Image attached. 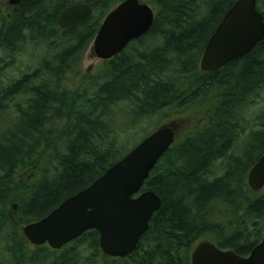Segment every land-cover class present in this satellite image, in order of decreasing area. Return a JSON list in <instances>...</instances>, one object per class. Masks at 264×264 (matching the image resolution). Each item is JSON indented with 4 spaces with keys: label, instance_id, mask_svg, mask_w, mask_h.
<instances>
[{
    "label": "trees",
    "instance_id": "1",
    "mask_svg": "<svg viewBox=\"0 0 264 264\" xmlns=\"http://www.w3.org/2000/svg\"><path fill=\"white\" fill-rule=\"evenodd\" d=\"M123 1L21 0L0 21L1 72L28 46L44 53L35 69L9 86L0 83V264H191L193 247L206 237L246 257L264 236V192L247 185L264 153V106L254 120L246 117L264 92V40L204 73L205 45L237 0H139L156 8L148 33L82 90L67 88L105 16ZM78 3L91 14L61 29L59 13ZM256 7L264 18V0ZM208 97L203 122L176 140L142 188L161 207L132 254L103 255L95 230L57 251L31 250L19 228L45 218L122 159L137 145L128 149L124 136L140 122L164 120Z\"/></svg>",
    "mask_w": 264,
    "mask_h": 264
},
{
    "label": "water",
    "instance_id": "2",
    "mask_svg": "<svg viewBox=\"0 0 264 264\" xmlns=\"http://www.w3.org/2000/svg\"><path fill=\"white\" fill-rule=\"evenodd\" d=\"M21 0H8L15 7ZM91 14V8L78 3L63 9L57 25L68 29ZM154 21V11L139 0H124L111 9L92 42L95 57L109 61L133 41L146 35ZM264 40V18L256 0H237L225 13L208 39L200 70L212 73L250 53ZM177 125L157 128L109 167L90 186L65 199L45 218L22 227L24 238L34 246L47 244L53 250L78 239L87 231L99 234L103 255L123 259L132 254L148 231L153 215L161 207L152 191H142L151 171L175 142ZM253 192L264 190V153L247 175ZM191 264H264V236L250 254L241 257L231 250H220L214 243H198L190 256Z\"/></svg>",
    "mask_w": 264,
    "mask_h": 264
},
{
    "label": "rangeland",
    "instance_id": "3",
    "mask_svg": "<svg viewBox=\"0 0 264 264\" xmlns=\"http://www.w3.org/2000/svg\"><path fill=\"white\" fill-rule=\"evenodd\" d=\"M7 2L8 0H0V21H2L4 16H7L10 12V7L8 6ZM149 6L156 14V8L150 4ZM43 55L44 53L42 50H34L31 46H28L26 49L22 50L21 54L17 56L16 63L13 67L8 68L2 72L0 70V83L4 87L9 86L14 81L20 79L23 73H26L31 69L33 70L38 66V61L42 58ZM5 58L6 56L0 52V69L3 63H5ZM106 62L107 61H102L95 57L92 51V45H90L89 49L83 55V58L81 60L79 74L77 76L69 77L65 86L69 89L77 91L82 90V88L88 84L89 78L95 76L106 66ZM260 96L261 97L258 98V100L257 98H255V102L250 104L249 109L246 111V117L250 120H254L257 116V112L264 106V92L261 93ZM212 100L213 99L211 97L203 99L197 105L190 107V109L185 110L183 113H171L170 116L168 118H165L164 120L160 117L156 118L155 116L153 117V119H148L140 122L137 127L129 132L130 136H124L127 148L131 149L132 146L140 143L143 140V137L146 136V134L150 133L157 127L159 128L169 123H175L177 125L176 140L177 142L182 141L189 134V132L194 129V127L200 125L203 122L202 115L206 116L208 111L211 109ZM193 111L196 113H201L196 115L194 113L192 115ZM63 125H66V122H64ZM247 134L248 131L240 134V137L235 146V151L240 150L244 141L246 140ZM24 176H26V174H24L22 178ZM263 192L264 190H261L258 193ZM14 210H16V208H14ZM202 241H210V238L206 237L202 239ZM31 250H34V248H32Z\"/></svg>",
    "mask_w": 264,
    "mask_h": 264
},
{
    "label": "flooded vegetation",
    "instance_id": "4",
    "mask_svg": "<svg viewBox=\"0 0 264 264\" xmlns=\"http://www.w3.org/2000/svg\"><path fill=\"white\" fill-rule=\"evenodd\" d=\"M24 227V226H23ZM20 229V232H21V235H22V237H24L23 236V233H22V227H20L19 228ZM26 240V239H25ZM26 242L28 243V245H29V247L32 249V248H34V250H36L37 248H39V247H46L48 250H50V251H57V250H53V249H51L47 244H44V245H42V246H34V245H31L27 240H26Z\"/></svg>",
    "mask_w": 264,
    "mask_h": 264
},
{
    "label": "bare ground",
    "instance_id": "5",
    "mask_svg": "<svg viewBox=\"0 0 264 264\" xmlns=\"http://www.w3.org/2000/svg\"><path fill=\"white\" fill-rule=\"evenodd\" d=\"M220 23V22H219ZM144 37V36H143ZM137 41V40H136ZM149 41V40H148Z\"/></svg>",
    "mask_w": 264,
    "mask_h": 264
}]
</instances>
